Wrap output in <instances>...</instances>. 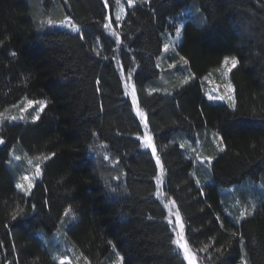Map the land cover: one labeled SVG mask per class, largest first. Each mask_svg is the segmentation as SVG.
I'll use <instances>...</instances> for the list:
<instances>
[{
	"label": "trees",
	"instance_id": "trees-1",
	"mask_svg": "<svg viewBox=\"0 0 264 264\" xmlns=\"http://www.w3.org/2000/svg\"><path fill=\"white\" fill-rule=\"evenodd\" d=\"M186 8L177 50L191 77L181 84L157 61ZM108 11L104 0H0V110L44 101L34 119L0 122V264H58L66 245L90 264L115 252L122 264H186L155 196L156 155L199 261L264 264V0H136L116 38ZM65 17L80 31L61 27ZM226 57L239 61L233 108L202 88ZM118 63L131 71L155 154L141 146ZM203 130L222 149L198 170L186 142ZM13 149L47 156L29 194L16 188Z\"/></svg>",
	"mask_w": 264,
	"mask_h": 264
},
{
	"label": "rangeland",
	"instance_id": "rangeland-1",
	"mask_svg": "<svg viewBox=\"0 0 264 264\" xmlns=\"http://www.w3.org/2000/svg\"><path fill=\"white\" fill-rule=\"evenodd\" d=\"M104 1L109 10L106 16V25L108 26L105 29L109 34H112L115 37L116 35L115 27L120 26L126 12V8L132 6L136 0H131V2L130 0H107V1L104 0ZM110 6L112 8L111 10L109 8ZM192 12L193 11L191 8L184 9L178 16L180 22H178L174 30L171 32L169 31L165 32L163 34L162 50L160 57L157 61V67L158 68L160 67L159 70L162 69V67L164 66V67L172 68L173 70L176 71L177 70L180 71L182 73L180 77L181 84H183V81H185L186 79L188 81V79L191 77V74L186 69L185 60L178 53L177 48L182 41L185 20L189 17V15H192ZM70 24H75V23L69 17H65L63 23H59L61 27H64L74 32ZM76 27L78 28L77 25ZM177 28L180 29L179 36H177L176 33ZM165 44L169 45L167 50H165L163 47ZM224 61L225 59H223V61L218 67H216L211 72H208L206 75L202 77L201 80H202L203 94L208 102L211 103L222 102L227 104L229 107L233 108L235 106L234 87L230 78V71H228L231 65L230 63L226 65ZM117 67L123 80L125 93L131 100L134 112L138 117V119L140 120V123L143 128L142 134L138 136V138L141 141V146L143 149L150 150L152 152L154 145L152 140V133L149 130V126L146 119V113L139 105L136 87L133 82V77L130 73L131 71H129V73L126 72L120 63H118ZM165 72L160 71L159 80L161 82H163L162 79L164 78ZM167 72L170 73L171 69H168ZM229 85H231V89H229ZM133 90H135V97L133 96ZM220 97H224V99H220ZM29 101L30 100H22L14 106L8 107L4 110L3 109L0 110V122L3 123V120L6 117L9 118L11 117V115L15 116L16 114H18V117L20 119H24L27 117L29 119H34V117L36 118V115H38V113H40L41 111V107L42 106L44 107V101H32L33 103L31 104V106H29L28 103ZM138 112H142L144 116L141 117L138 114ZM9 120H13V119H9ZM145 123H147V127H145ZM145 135L151 138L152 147L146 146V141L144 139ZM186 143H187L186 146L194 154L195 161L197 162L196 167H198V170H202L204 168L207 169L208 161L210 163V161L212 160V156L208 155L209 152H213L214 149L215 150L222 149L220 136L214 131L203 130L201 132V135H197V138L195 139L194 143L191 142H186ZM14 149L10 151L9 159L13 163L21 162L20 164L21 170L16 180V188L24 194H29L36 181L40 180V177L42 176L43 173L42 165L46 160L45 157L47 156L32 157L29 156L28 154L15 153ZM155 159L157 163V175L155 177V183H156L155 196L157 199H159V201L162 203L165 209L166 212L165 220L168 222L171 228V232L173 234V241L179 240L180 244L185 245L186 248H181L176 243L173 244L177 249V251L180 253V255L183 257V259L185 260L186 264H189V259L185 258L186 256L192 257L194 259L195 264H205L199 261L198 257L196 256L195 252L193 251V249L191 248V246L187 241L186 233H185V225L179 207L177 203L174 201V199L168 197L163 190V185L165 182L163 165L158 155L155 156ZM37 166H39L40 175H36ZM25 177H27V179ZM18 185H20V187H18ZM29 185H31V187H29ZM237 205L239 204L237 203ZM239 211L243 217L245 210L239 209ZM177 213H179V215H177ZM181 225H183L182 229H181ZM59 234L60 233H56L55 240L59 239ZM66 248L67 250L63 254H58V255L54 254L53 258L55 259V261H57L58 264L61 262H66L67 264H90L88 262L86 263L81 262L80 256L75 254L71 246L66 245ZM117 261H119V264H122L121 255L115 252L112 256L111 261H109L106 264H116Z\"/></svg>",
	"mask_w": 264,
	"mask_h": 264
},
{
	"label": "snow or ice",
	"instance_id": "snow-or-ice-1",
	"mask_svg": "<svg viewBox=\"0 0 264 264\" xmlns=\"http://www.w3.org/2000/svg\"><path fill=\"white\" fill-rule=\"evenodd\" d=\"M130 2H131V0H130ZM48 23L51 24L52 21L49 20ZM61 23H63V22H61ZM70 26L72 27V29L74 31H77V32L80 31V29L77 28L75 24H70ZM107 26L108 25H105V27H107ZM176 33H177V36H179V34H180V29L179 28L176 29ZM81 38H83V37H81ZM163 47H164L165 50H167L168 47H169V45L165 44ZM13 55H15V54L13 53ZM224 63L226 65L230 63L231 67L228 69V71H231L232 69H235L237 67L239 61H238V59L236 57H231V58H227L226 57ZM186 82H187V79L185 81H183V83H186ZM229 89H231V85H229ZM133 96L135 97V90H133ZM220 99H224V97H220ZM28 103H29V106H31V104L33 102L32 101H29ZM134 103H135V101H134ZM42 107H41V110H42ZM138 114L141 117L144 116V114L142 112H138ZM145 127H147V123H145ZM144 139L146 141V146L152 147L151 138L149 136L145 135ZM153 154H155V148L154 147H153ZM45 159H47V157H45ZM36 175H40L39 166H37ZM25 178L27 179V177H25ZM18 187H20V185H18ZM29 187H31V185H29ZM33 207H35V205H33ZM177 215H179V213H177ZM182 228H183V225H181V229ZM173 243L178 244L181 248H186L185 245L180 244V241L179 240H175V241H173ZM185 258L189 259V264H195L194 259L192 257L186 256ZM116 264H119V261H117Z\"/></svg>",
	"mask_w": 264,
	"mask_h": 264
},
{
	"label": "bare ground",
	"instance_id": "bare-ground-1",
	"mask_svg": "<svg viewBox=\"0 0 264 264\" xmlns=\"http://www.w3.org/2000/svg\"><path fill=\"white\" fill-rule=\"evenodd\" d=\"M107 1V0H106Z\"/></svg>",
	"mask_w": 264,
	"mask_h": 264
}]
</instances>
